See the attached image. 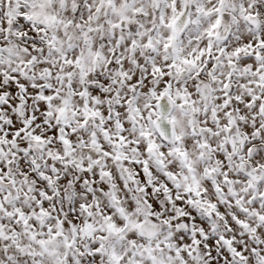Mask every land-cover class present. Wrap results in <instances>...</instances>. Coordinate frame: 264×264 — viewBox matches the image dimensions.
<instances>
[{"label": "snow or ice", "instance_id": "1", "mask_svg": "<svg viewBox=\"0 0 264 264\" xmlns=\"http://www.w3.org/2000/svg\"><path fill=\"white\" fill-rule=\"evenodd\" d=\"M0 264H264V0H0Z\"/></svg>", "mask_w": 264, "mask_h": 264}]
</instances>
